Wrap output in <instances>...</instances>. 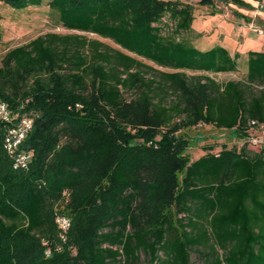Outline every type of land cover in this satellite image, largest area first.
<instances>
[{"label": "trees", "instance_id": "trees-1", "mask_svg": "<svg viewBox=\"0 0 264 264\" xmlns=\"http://www.w3.org/2000/svg\"><path fill=\"white\" fill-rule=\"evenodd\" d=\"M47 1L62 28L172 71L145 77L150 67L135 56L78 33H45L4 53L0 101L33 124L19 147L31 157L14 168L0 121V264H196L193 251L197 264H264V147L207 145L190 160L179 133L211 124L247 137L263 126L264 50L231 55L180 39L192 30L187 1ZM240 57L238 79L205 74L236 71ZM59 212L71 220L65 240Z\"/></svg>", "mask_w": 264, "mask_h": 264}, {"label": "rangeland", "instance_id": "rangeland-1", "mask_svg": "<svg viewBox=\"0 0 264 264\" xmlns=\"http://www.w3.org/2000/svg\"><path fill=\"white\" fill-rule=\"evenodd\" d=\"M191 3L194 7V21L192 30L185 32L179 38L189 42L199 48H207L217 42L225 43L234 52L235 48L251 47L245 46L244 43L252 42L251 39L242 33V31L253 32L256 35H264V0L260 3L256 0H245L253 5L252 9L238 7L234 4L225 5L222 2L214 0L213 5H203L198 0H181ZM47 0L39 5L28 6L23 9H14L0 1V59L4 53L16 46L28 43L35 37L45 33L70 34L78 33L85 36L87 40H97L108 47L123 50L109 38L101 37L90 32H79L67 30L58 25L56 13L48 6ZM232 9L241 12L251 18L245 21L243 18L234 16ZM217 11L216 14H211ZM230 41V42H229ZM233 43V44H230ZM234 45V46H233ZM132 56V53H128ZM150 68L144 69L145 77H156L159 71H172L156 65L152 61L137 57ZM242 57L239 58V68L232 72H205L206 75L215 79L217 82H225L229 79H238L242 75L243 64ZM190 76L195 74L192 71H186ZM125 96H132L133 92L124 91ZM189 141L186 153L190 160H194L204 154L205 146L213 145L214 151H218L222 145L231 147L232 145L240 146L247 141V137L236 135L232 129L216 128L211 124H198L193 127L183 128L179 132ZM256 134L264 136V126L257 129ZM251 150L254 148L249 146ZM146 256L140 252V262L144 263ZM191 260L194 263H200L199 255L196 252L191 253Z\"/></svg>", "mask_w": 264, "mask_h": 264}, {"label": "built area", "instance_id": "built-area-1", "mask_svg": "<svg viewBox=\"0 0 264 264\" xmlns=\"http://www.w3.org/2000/svg\"><path fill=\"white\" fill-rule=\"evenodd\" d=\"M0 121L5 124L3 148L11 157L13 167L25 168L31 154L21 150L19 147L32 127V119L26 115H18L11 112L8 104L5 101H0ZM260 127L262 125L255 127L254 131L247 136V141L261 148L264 147V136L256 134L257 129ZM262 156L264 158V149L262 150ZM54 221L58 237L61 240H65L71 224L70 217L65 213L59 212L55 215ZM46 253L49 254L50 250L46 249Z\"/></svg>", "mask_w": 264, "mask_h": 264}, {"label": "crops", "instance_id": "crops-1", "mask_svg": "<svg viewBox=\"0 0 264 264\" xmlns=\"http://www.w3.org/2000/svg\"><path fill=\"white\" fill-rule=\"evenodd\" d=\"M195 16V15H194ZM193 21H194V19H193ZM193 21H192V24H193ZM192 24H191V27H192ZM241 34H243V35H245L246 37H247V39H251V41L252 42H245L244 43V45L245 46H249L248 44H251V47L249 46V47H246V48H244V49H242V48H240V47H238V48H235L234 49V52H231L230 51V48L227 46V44L225 43V41H226V39H223V41L222 42H217V43H215V44H220V45H222V46H224L228 51H229V53L231 54V55H233L235 52H239V53H241V55H244V53L247 51V50H264V35H262V36H260V35H256L255 33H251V32H248V31H242V33ZM230 42V41H229ZM215 44H213V45H215ZM230 44H233V43H230ZM213 45H211V46H213ZM211 46H209V47H211ZM234 46V45H233ZM197 47V46H196ZM209 47H207V48H209ZM199 48V47H198ZM207 48H200V49H207ZM264 126V125H263Z\"/></svg>", "mask_w": 264, "mask_h": 264}]
</instances>
